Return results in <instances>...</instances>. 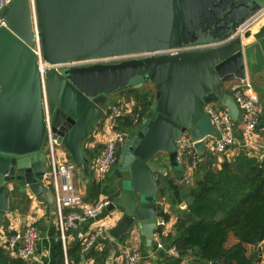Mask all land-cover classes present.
I'll return each mask as SVG.
<instances>
[{
  "label": "water",
  "instance_id": "water-1",
  "mask_svg": "<svg viewBox=\"0 0 264 264\" xmlns=\"http://www.w3.org/2000/svg\"><path fill=\"white\" fill-rule=\"evenodd\" d=\"M263 8L264 0H13L0 12V219L9 210L10 184L54 205L51 190L42 183L48 169L41 157L46 122L33 9L49 65L45 86L52 130L88 178L90 162L83 146L105 120L109 96L154 86L150 110L129 131L119 156L116 192L107 208L122 214L108 231L111 240L137 226L151 248L158 176L168 175L160 158L180 168L177 142L184 134L191 136L198 155H204L206 135L200 121L207 105H221L233 121L238 119L239 108L224 85L246 79V44L237 32ZM261 22L245 33V40ZM199 44L212 47L167 53ZM155 52L163 54L151 55ZM107 56L130 59L95 63ZM87 62L94 63L68 67ZM262 259L258 246L255 264Z\"/></svg>",
  "mask_w": 264,
  "mask_h": 264
},
{
  "label": "built area",
  "instance_id": "built-area-1",
  "mask_svg": "<svg viewBox=\"0 0 264 264\" xmlns=\"http://www.w3.org/2000/svg\"><path fill=\"white\" fill-rule=\"evenodd\" d=\"M13 0H0V12L9 6ZM36 49L40 73L42 77V88L44 94V114L46 122V140L44 146V156L47 161L48 169L43 176V184L48 187L54 196V206L58 217V231L62 241L65 264H70L67 257V247L70 243V236L66 232L70 229H78L81 225L88 223L87 231L80 236L82 241L81 255L83 260L78 264H95V259L90 258V254L95 251H102L106 247V241L111 240L108 237V228L102 220V214L112 202V199L106 195H101L97 200L88 202L84 193L75 186L76 172L80 170L79 166L69 158L67 151H60L61 148L55 138L52 130V114L49 110L45 75L48 70V64L44 62L39 29L35 10L33 9ZM264 20V9L256 16L243 24L237 37L245 42V33L257 22ZM223 44V43H221ZM212 47L209 44L194 45L189 48H174L168 51V54L175 55L187 50H206ZM163 53L155 52L151 55H160ZM150 56V55H149ZM130 58L125 56H107L101 58L95 63L111 64L119 63ZM92 63H72L68 67L91 65ZM46 66V69L44 68ZM60 68V67H55ZM239 108L242 126L241 138L235 133L234 121L226 108L218 107L216 104H209L205 107V114L209 117L214 127L215 134L204 137V154L227 158L232 150L245 152L250 157L258 159L264 158V141L261 140L257 130L261 121V112L257 104L255 90L251 81L240 80L233 88L232 96ZM143 108L133 98H123L114 105H110L106 112V118L103 120L93 135L85 142L87 150H98L97 155L92 161L91 170L93 179L97 184H104L108 174L118 164L119 151L125 145L130 130L137 128L142 122ZM129 124L133 126L128 128ZM178 161L185 168V174L178 179L177 185L191 186L195 181V173L199 164L203 161L202 156L198 155L195 149V142L189 134L182 135L177 142ZM8 192H15L13 185H9ZM66 210H71L65 213ZM164 212L166 210L163 208ZM174 224L170 220L158 215L157 229L154 235V249L157 253H164L167 256L178 257L179 253L175 246H166L161 241V235L167 236L172 233L169 231ZM161 230V233H160ZM135 232V231H134ZM133 234V232H132ZM140 234V233H139ZM141 236V235H140ZM38 229L35 221H32L25 232L8 233L0 230V248L12 259H21L30 262L35 254L36 243L38 241ZM125 245V244H124ZM121 264H142L144 260L143 253L131 246H124L120 252ZM119 259V260H120ZM260 264H264L262 259Z\"/></svg>",
  "mask_w": 264,
  "mask_h": 264
},
{
  "label": "trees",
  "instance_id": "trees-1",
  "mask_svg": "<svg viewBox=\"0 0 264 264\" xmlns=\"http://www.w3.org/2000/svg\"><path fill=\"white\" fill-rule=\"evenodd\" d=\"M120 94L133 98L142 106V118L146 117L155 98L151 92L135 88ZM128 128L132 129L133 126L129 124ZM83 149L90 162L91 174L86 201H95L101 195L113 199L110 186L105 183L97 184L93 179L91 165L98 150H87L85 144ZM202 158L195 173L194 184L178 185L187 208L177 215L174 232L167 236L161 235L162 243L168 247L175 246L179 256L171 257L161 253L156 264H255L258 250L250 254L249 247L257 248L264 242V158L258 159L239 152L233 159L225 158L220 168L215 166L216 156L206 152ZM171 190L168 175H159V199L166 198L172 206H176L178 202L173 196H168ZM69 212L71 210L65 211L66 214ZM158 215L166 221L170 220V215L159 205ZM80 229L66 232L67 236L74 238L67 247L70 264H78L83 260ZM127 238L128 234L117 241L124 245ZM110 244L111 240H108L102 251L90 254V258L95 259V264H106ZM54 251L55 264H65L60 234ZM0 264L38 263L12 259L0 248Z\"/></svg>",
  "mask_w": 264,
  "mask_h": 264
},
{
  "label": "crops",
  "instance_id": "crops-1",
  "mask_svg": "<svg viewBox=\"0 0 264 264\" xmlns=\"http://www.w3.org/2000/svg\"><path fill=\"white\" fill-rule=\"evenodd\" d=\"M263 9H261L258 13H260ZM258 23L259 22L255 23V25H253V27H251L248 31L253 32V29L256 27ZM245 44H246V48L244 50V61H245L244 63H245L246 77L251 81L253 88L255 90L257 104L261 112V121L257 133L260 136L261 140L264 141V23L256 32L251 34V36L245 40ZM239 81L240 80H235L231 83L225 84L224 85L225 93L233 96V88L238 84ZM116 94H112L114 97H117V99L112 104L114 103L116 104L118 101L123 99L119 97L120 93L119 95ZM217 106L222 107L221 105H217ZM241 124H242V118L240 114L238 119L234 121L235 133L239 138H241V126H242ZM213 134H215V130L213 133L206 134V136ZM123 150H124V146L122 147V149H120L119 156ZM60 151L64 152L66 151V149L64 147H61ZM238 153L239 152L237 149L232 150L228 154L227 158L233 159L238 155ZM41 157L45 159L44 154ZM163 158H161L160 160L167 167L168 182L170 183L172 189L171 192H169L168 196L169 197L173 196V198L178 203L176 206H172L166 200V198L159 199L158 197V205L166 210L167 214L170 215V224L173 223L175 226L176 221L178 220L177 215L180 213V211L185 210L187 208V204L186 207H182V204L186 203V201L183 200V194H180V190L177 185V181L181 176L179 175L178 171L173 170L174 168L173 166L167 165V161L164 160ZM223 161H224L223 159L221 160L217 157V163L215 164V166L220 168ZM116 182H117V178L114 175V169H112L107 176L105 184L110 186V189L112 191L111 193L113 195L116 192ZM89 184H90V178H88L81 170H78L76 172V177H75V186L78 188V190L84 193L85 197L88 192ZM11 185H13V187L15 188V192L12 193L7 192L9 196L8 199L9 210L6 212L4 218L0 219V230L6 231L8 233H15V232L23 233L25 232L27 226L32 221H35V225L38 229L39 238L36 243L34 257L30 262H36L38 264H55L54 249L59 234L58 217L56 214L55 206L49 204L44 200L37 199L28 188L23 189L15 183ZM121 218H122V214L117 212L106 211L102 214V220L109 230L114 228L117 225V223L121 220ZM88 225H89L88 223L81 225L80 236L87 231ZM174 226L173 228H170L169 231L173 230L172 232H174ZM127 234H128V238L125 242V245L121 244L117 240L115 241L111 240L110 255L107 259L106 264H121L120 252L121 249H123V247L126 245L134 248L136 247L143 253L144 260L142 264H156V261L161 256L160 255L161 253L155 252L153 246L151 247L152 250L145 249L146 248L145 245L143 247L142 239L144 238L140 236L138 227L133 226V228H131L130 232ZM72 241H74V238L70 236V242ZM259 246L262 247L263 259H264V242H262ZM252 248L255 247L250 246L249 253Z\"/></svg>",
  "mask_w": 264,
  "mask_h": 264
},
{
  "label": "rangeland",
  "instance_id": "rangeland-1",
  "mask_svg": "<svg viewBox=\"0 0 264 264\" xmlns=\"http://www.w3.org/2000/svg\"><path fill=\"white\" fill-rule=\"evenodd\" d=\"M143 91H149L151 92L152 96L155 95V89H154V86L152 84H145L144 87L142 88ZM116 95H119V93H117ZM120 98H127V95H124V94H120L119 95ZM117 99V97H114L113 95H111L109 98H108V104L111 105L115 100ZM115 104V103H114ZM112 104V105H114ZM200 124H201V127L203 129V132L204 134H209V133H213L214 132V127L213 125L211 124L210 120H209V117L206 115L202 118V120L200 121ZM58 150H60V148H58ZM69 158L71 159V157L69 156ZM171 169V168H170ZM174 171H178L179 175L182 177L184 174H185V168L184 166L181 164L180 168H173ZM180 177V178H181ZM143 238V237H142ZM144 240L145 239H142V243H143V247L145 245L144 243ZM145 249L147 250H152V248L150 247H146ZM255 250H258V248H252L250 250V254H253L255 252Z\"/></svg>",
  "mask_w": 264,
  "mask_h": 264
},
{
  "label": "bare ground",
  "instance_id": "bare-ground-1",
  "mask_svg": "<svg viewBox=\"0 0 264 264\" xmlns=\"http://www.w3.org/2000/svg\"><path fill=\"white\" fill-rule=\"evenodd\" d=\"M262 23V22H261ZM256 28H257V26L253 29V31H255L256 30Z\"/></svg>",
  "mask_w": 264,
  "mask_h": 264
},
{
  "label": "flooded vegetation",
  "instance_id": "flooded-vegetation-1",
  "mask_svg": "<svg viewBox=\"0 0 264 264\" xmlns=\"http://www.w3.org/2000/svg\"><path fill=\"white\" fill-rule=\"evenodd\" d=\"M118 165V164H117ZM117 165L113 168V169H115L116 167H117Z\"/></svg>",
  "mask_w": 264,
  "mask_h": 264
}]
</instances>
